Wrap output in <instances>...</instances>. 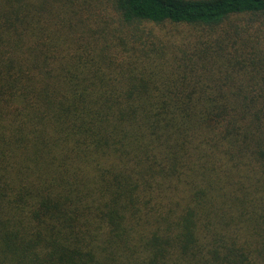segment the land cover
Here are the masks:
<instances>
[{"label": "trees", "instance_id": "obj_1", "mask_svg": "<svg viewBox=\"0 0 264 264\" xmlns=\"http://www.w3.org/2000/svg\"><path fill=\"white\" fill-rule=\"evenodd\" d=\"M0 264H264V0H0Z\"/></svg>", "mask_w": 264, "mask_h": 264}, {"label": "rangeland", "instance_id": "obj_2", "mask_svg": "<svg viewBox=\"0 0 264 264\" xmlns=\"http://www.w3.org/2000/svg\"><path fill=\"white\" fill-rule=\"evenodd\" d=\"M179 30H180L181 32H191V31H190V28L187 27V26H179Z\"/></svg>", "mask_w": 264, "mask_h": 264}]
</instances>
